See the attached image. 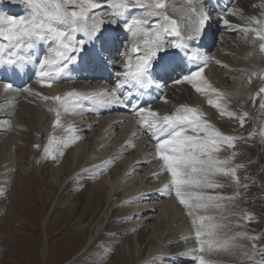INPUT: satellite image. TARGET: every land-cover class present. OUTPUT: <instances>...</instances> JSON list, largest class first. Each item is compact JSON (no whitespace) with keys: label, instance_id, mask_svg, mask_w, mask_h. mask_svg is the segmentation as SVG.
Instances as JSON below:
<instances>
[{"label":"bare ground","instance_id":"obj_1","mask_svg":"<svg viewBox=\"0 0 264 264\" xmlns=\"http://www.w3.org/2000/svg\"><path fill=\"white\" fill-rule=\"evenodd\" d=\"M170 2L183 9L187 8L186 0H170ZM20 3V0H12L9 6L5 5L2 11H5L4 13L8 15H26L29 11L27 5H20ZM203 7L211 8L208 14L211 16L212 23H216V25L210 24L208 28L205 27L203 35L198 40L202 41V44L198 47L201 52H204V56H201L197 63H187V73L203 64L204 59L208 58L210 62L204 69V76L214 87L231 94L228 97L229 110L233 111L234 107L237 108L239 105L245 107L246 105H253L254 102L251 104V101L253 97L256 101V91L264 87V80L260 78L261 73L264 72V54L259 52V42L253 47L251 37L247 38L246 47L239 51L240 48H238L235 36L240 35L241 32H238L239 29L226 28L220 21L221 17H224L232 25L243 27L245 26L244 20L240 19L238 15L229 14L228 10L240 11L245 17H260L264 14V0H203ZM103 10L106 9L97 10V12ZM215 10L220 12L216 14ZM141 11L140 9H133L132 15H140ZM113 27L106 25L114 38V44L110 54L106 53L109 60L104 61L98 68L99 70L104 68L103 73L93 74L95 73L93 67L95 61L93 60L91 47L88 45L85 46L82 56L86 65L90 68L86 70V66H82L80 74L71 73V64L60 77L54 78L51 87L42 86V82L37 75L39 71L38 61L49 52L50 45L48 43L39 44L32 53L33 60L22 67L0 65V129L6 132L10 131V133L0 132V163L2 162L0 165L5 166L6 164L5 160L9 155L8 148L14 150L18 145V147H24V151H27L25 143L31 142L33 135L40 137V139H45L48 134L61 137L68 143V147L62 149V156H57L55 166H53L52 159L48 162V165L52 167V176L55 174L60 176L62 172L67 170L69 173H77L78 170L88 172L87 175L92 180V186L88 187V193L82 192L75 197L77 203L85 199V202L90 205L93 212L89 211L88 215L94 216L97 213L100 215L101 212L111 207L114 208V211L124 204L125 211L123 215L126 214L129 217L126 220L124 219L126 224L122 225L121 229L120 227L117 228L116 231L121 230L118 233L119 237L125 231L130 234L129 238L125 239V242H127L125 247L131 246L134 252V263L139 264L145 261L147 263L149 259L155 257L154 255L159 252L158 249L164 245L166 249H161L160 253H167L170 249H173L172 251L177 256L176 260L189 262L187 264H196L194 257L198 256L200 252L193 251L199 247L194 229H188V224L185 225L184 222H178L174 228L171 226V229L169 223L164 221L169 217L171 218L169 220L174 219V221L177 216L179 219L183 218V214H186L189 210L180 205L179 208H172L173 210L168 212L169 207L179 206V202L176 200L174 193L169 195L161 191L163 185L169 181V174L161 171L160 161L155 159L157 139L152 130L138 123L137 110L128 112L127 108H129V103L134 104L137 101V109L139 107H151L161 114H168L176 111L181 105L198 106L206 114L204 117L206 120L228 135L232 134V127L236 126L235 122L237 120L221 117L218 111L207 103V98L196 93L191 85L175 82L182 78L178 73L168 82L166 79L168 73H158L160 77L154 81L153 92L148 94H142L135 87L127 84L120 89L119 93L126 101L124 105L105 106L88 100H80L79 103L83 105V108L77 109L79 114L71 112L72 105H69L70 111L68 113L60 109L61 123L64 127L55 131L52 128L55 113L48 110L49 107L55 105L52 101H44L41 98V96H63L65 93L73 91L87 94L115 88L119 82L117 74L123 70V64L127 58L125 55L127 47L123 43L126 38L125 33L122 29L113 32ZM217 29L220 37L216 44V37L213 36V32ZM76 35L77 39L83 38L81 33ZM115 41H119L116 47ZM197 42H195L196 45ZM161 57L164 60L176 59L179 61L181 59V56L171 49L167 53H161ZM216 60L221 61V64L217 65ZM161 62L158 59L155 66L159 67ZM222 65H227V67ZM90 69H93V71ZM254 71L257 74L251 75ZM10 73L15 74V76L10 78L8 75ZM5 82L12 83L16 90L5 93L3 91ZM25 87L31 91H23ZM36 93H39L40 96ZM153 95H156V97L153 98ZM13 100L19 102V109L13 110L14 106L12 107L11 103ZM13 116L15 118L11 120L10 117ZM69 125L71 127H68ZM2 133L5 134L2 135ZM189 134L192 133L189 131ZM3 137L6 138L3 139ZM42 142L45 141L42 140ZM129 142L134 144V147L129 146ZM33 152L32 150L31 153ZM17 154L15 153L14 156ZM11 155L9 156L11 157ZM237 156L240 155L237 154ZM17 159H19L18 156ZM3 163L5 164L2 165ZM92 170L96 171L97 175L91 178L94 174L90 173ZM77 177L79 176L77 175ZM217 179L219 180V177ZM54 181L59 182L60 180L55 179ZM216 190L218 189H205L204 191L213 194ZM237 200L239 201V199ZM105 204H109L106 209H104ZM158 207L163 211V215L159 213L160 217L159 214H155ZM108 213L107 210L105 215ZM196 213L197 210L194 211V215H198ZM198 213L200 215L201 211L199 210ZM168 214L172 217H168ZM150 216L155 219H150L153 222L146 223L150 221L148 220ZM141 223L142 226H140ZM127 226L130 227L129 230H125ZM145 230L147 231L146 235L139 236V232ZM169 230L170 232L173 231L170 235H168ZM166 235L168 236L164 238ZM139 239L148 240L143 248L139 246ZM202 239H205V237H202ZM176 241L178 242L176 243ZM166 261H170V264H181L174 262L175 260L172 257Z\"/></svg>","mask_w":264,"mask_h":264},{"label":"snow or ice","instance_id":"obj_2","mask_svg":"<svg viewBox=\"0 0 264 264\" xmlns=\"http://www.w3.org/2000/svg\"><path fill=\"white\" fill-rule=\"evenodd\" d=\"M26 4V15L14 16L5 14L0 10V65L10 67L23 66L33 60V51L41 43H48L50 49L38 61L37 73L42 86L51 87L55 77L59 76L71 64L79 59V53L85 46L91 47L93 60L98 64L108 61L106 53L114 44V38L106 25L114 26L112 31L122 29L126 38L124 45L127 47L126 60L123 70L117 74L119 82L112 90H103L82 94L68 92L63 96H41L44 101H52L54 107L49 111L55 113L52 128L55 131L64 127L61 123V111L79 114L77 109H82L80 100H88L105 106L124 105L125 100L119 94L120 89L130 82L144 84L145 81L154 83L151 77L156 72L166 74L174 72L183 61L200 59L202 53L196 45L204 33L205 26L211 16L204 11L203 0H186L187 8L171 3L170 0H20ZM103 11H95L102 10ZM133 9H140V15H132ZM231 15H238L244 20L245 26L232 25L227 18L221 17V23L230 29H239L245 39L251 37L253 47L259 42V52L264 54V14L260 17L243 16L237 10H228ZM179 17V18H178ZM77 33L83 38L77 39ZM191 42V43H190ZM119 41H115V47ZM175 50L181 56L176 59L164 60L161 53ZM183 54V55H181ZM162 62L155 66L157 60ZM210 62L205 58L203 64L183 75L177 83H187L193 90L207 98V103L214 107L221 117L235 119L243 127L247 112L238 114L228 108L230 93L223 92L204 76V69ZM217 65L221 61H215ZM227 67V65H222ZM247 71V70H242ZM254 71L251 75H256ZM122 77V79H121ZM260 78L264 80V72ZM10 82L3 84V91H15ZM25 92L31 90L27 87ZM264 87H261L256 96L261 97L259 108L264 110ZM36 95L40 96L39 93ZM255 102V97H253ZM167 102L166 100L164 101ZM138 123L152 130L157 139L155 144V159L160 161L161 171L169 174V181L161 189L169 195L174 193L176 200L192 217L194 225L199 226L195 238L199 247L194 252H212L228 250L233 247L231 240H221L219 230L225 227L222 222L209 215H194L196 210H220L224 207L222 202L233 201L237 192L231 197L221 194H212L205 189L215 190L223 188L224 184L217 177L230 179L237 188L241 187L238 169L243 165L235 163L237 141L244 140L242 136L228 135L220 131L214 124L206 120L205 113L198 106L181 105L176 111L161 114L151 107H139L136 111ZM68 127H71L70 125ZM67 130V129H65ZM189 131L192 134H189ZM202 133V135H201ZM264 139V128L260 130ZM135 135V133H133ZM256 132L249 133V139ZM129 146L134 144L129 142ZM40 149V145H34ZM68 143L61 137L49 135L48 143L43 148L44 158L56 160L63 155V148ZM229 150L230 154L220 156L222 151ZM107 163V162H105ZM243 187H247L244 185ZM246 222L253 219L251 214H244ZM207 237V239H202ZM251 240L253 252L245 253L249 259L255 260L257 255L260 260L255 264H264V249H258L255 241L260 237L249 235L247 232L236 233V238ZM196 264H213L203 255L194 257Z\"/></svg>","mask_w":264,"mask_h":264},{"label":"rangeland","instance_id":"obj_3","mask_svg":"<svg viewBox=\"0 0 264 264\" xmlns=\"http://www.w3.org/2000/svg\"><path fill=\"white\" fill-rule=\"evenodd\" d=\"M10 1L12 0H0V10L4 9L5 5L9 6ZM239 34L235 36V39L238 48H240L239 51H241L246 47L247 39L243 34ZM215 36V43L217 44L218 29L214 33ZM243 45L244 47H242ZM261 96H264V94H261ZM253 102L252 100L251 104ZM260 102L261 97L257 96L253 105H246V107L239 105V107L233 109L238 114L248 113L244 126L241 127L239 122L236 121V126L232 127L231 134L245 138L237 141L236 148L231 150L240 155L235 157L237 160L234 162L243 165L237 172L241 187L237 188L228 178L219 177L224 187L213 193L231 197L238 191L239 195L236 198L238 197L239 201L237 199L224 201L222 202L224 207L220 210H200V215L204 213V215L213 216L217 218L216 221L225 225L219 230V238L221 240H231L234 245L228 250L206 251L203 253L204 255L198 253L203 255L205 259L211 260L213 264H255V260L262 258L257 255L255 260H252L245 255V253L251 255L253 252V242L251 240L238 237L232 240L236 233L247 232L249 235L259 236L260 238L255 243L258 249H264V139L259 134L261 128H264V110L259 108ZM11 103L12 107L14 106L13 110L19 109V102L13 100ZM14 118V116L10 117L11 120ZM254 131L256 135L249 139V133ZM0 132L10 133V131L6 132L1 129ZM5 133H2V135ZM48 135L45 138L46 140L35 135L32 136L33 140L29 138L31 142L25 143L27 151H24L25 148L18 147V145L14 150L8 148V154L12 155L11 157L8 155L5 160L6 164H2H5L6 167L0 165V264H137L134 263V252L131 246L125 247L127 243L125 239L129 238L130 234L125 231L119 237L118 233L121 230L116 231L117 228L120 227L121 229V226L126 224L125 220L129 217V215H123L125 211L124 204L114 211L112 207L106 209L109 204H105L104 209L106 210L101 212L100 215L99 213L94 216L88 215L89 211L93 212L90 205L85 202V199H82L83 202L78 200L80 203H77L75 197L82 192L86 193L90 188L89 186L93 184L92 180L89 179L88 172L83 170H81L82 172L78 170L77 173H69L67 170L62 172L60 176H57V174L52 176V167L48 165L51 159L44 158L43 154V148L48 143ZM42 140L45 142H42ZM36 144L41 146L40 149L34 147ZM31 149L34 151L33 153H31ZM15 153L18 154L14 156ZM229 154L230 151L225 150L222 152L221 157ZM17 156L19 159H17ZM51 161L55 166L57 159ZM95 172L93 170L90 172L94 173L91 178L97 175ZM98 175L100 174L98 173ZM55 179L60 181L55 182ZM244 185H247V187H243ZM176 207L179 208L180 204L179 206L169 207L171 209L168 208V212L176 209ZM107 210L109 213L105 215ZM198 212L199 210L196 214L199 215ZM159 213L163 215L162 209L158 207L155 214ZM246 213L252 215L251 222H246L241 218ZM169 216L171 215L168 214ZM183 216L185 218L173 217L175 218L174 221V219L169 220L171 219L169 217L164 221L168 222L170 227L173 226V228L178 222H184L185 225L188 224V229H194L196 232L198 224L194 225L191 222L193 218L188 215V212ZM153 218L150 216L148 220ZM151 222L153 220L146 223ZM142 225L141 223L140 226ZM129 229V226L125 227V230ZM146 232V230L139 232V236L146 235ZM172 232L169 230L168 235ZM147 241L139 239V246L143 248ZM161 249L166 248L162 245L154 258L149 259L147 263L145 261L139 264H170L171 262L166 260L171 257L175 260L174 262L189 263L176 260L177 256L172 251L173 249H170L167 253H160ZM171 251L172 253H170Z\"/></svg>","mask_w":264,"mask_h":264}]
</instances>
